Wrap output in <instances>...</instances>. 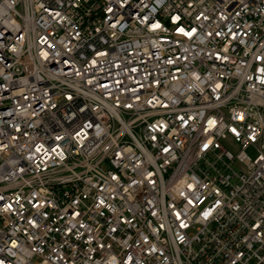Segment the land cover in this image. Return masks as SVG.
I'll list each match as a JSON object with an SVG mask.
<instances>
[{
    "label": "built area",
    "instance_id": "obj_1",
    "mask_svg": "<svg viewBox=\"0 0 264 264\" xmlns=\"http://www.w3.org/2000/svg\"><path fill=\"white\" fill-rule=\"evenodd\" d=\"M0 264H264V0H0Z\"/></svg>",
    "mask_w": 264,
    "mask_h": 264
}]
</instances>
